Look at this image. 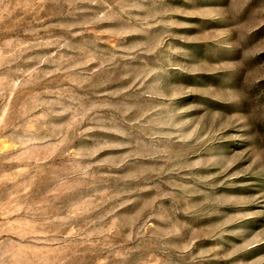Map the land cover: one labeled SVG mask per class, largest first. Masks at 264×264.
Returning <instances> with one entry per match:
<instances>
[{"label":"rangeland","instance_id":"374dc122","mask_svg":"<svg viewBox=\"0 0 264 264\" xmlns=\"http://www.w3.org/2000/svg\"><path fill=\"white\" fill-rule=\"evenodd\" d=\"M0 264H264V0H0Z\"/></svg>","mask_w":264,"mask_h":264}]
</instances>
